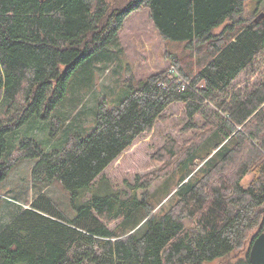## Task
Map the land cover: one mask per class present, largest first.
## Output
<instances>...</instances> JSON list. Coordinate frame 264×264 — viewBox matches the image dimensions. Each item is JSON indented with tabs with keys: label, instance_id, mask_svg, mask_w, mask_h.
I'll list each match as a JSON object with an SVG mask.
<instances>
[{
	"label": "trees",
	"instance_id": "obj_1",
	"mask_svg": "<svg viewBox=\"0 0 264 264\" xmlns=\"http://www.w3.org/2000/svg\"><path fill=\"white\" fill-rule=\"evenodd\" d=\"M260 1L0 0V180L18 160L35 159L34 182L58 181L76 209L68 215L43 191L24 205L11 199L21 206L0 229V264H251L250 248L264 232ZM140 9L163 39L185 43L190 63L170 55L168 68L125 78L128 95L114 106L100 101L95 127L82 134L88 125L73 109L58 114L69 78L110 43L119 45ZM172 66L184 80L169 73ZM244 73L260 76L245 93L236 86ZM175 103L184 104L189 129L210 112L204 132L183 147L170 139L151 157L156 170L115 189L104 171ZM33 116L50 119L53 137L66 129L64 141L45 150L25 138L10 151L7 135ZM175 172L179 181L165 195L174 191V204L155 211L152 185ZM248 173L254 177L245 186ZM250 231L245 257L231 261Z\"/></svg>",
	"mask_w": 264,
	"mask_h": 264
},
{
	"label": "rangeland",
	"instance_id": "obj_2",
	"mask_svg": "<svg viewBox=\"0 0 264 264\" xmlns=\"http://www.w3.org/2000/svg\"><path fill=\"white\" fill-rule=\"evenodd\" d=\"M262 12H264V0H261L259 4V14ZM110 44L107 49L87 59L71 75L67 94L58 106V114L61 108L73 109V117H77L78 121L88 125L87 131H80L82 134L90 133L95 127L96 112L100 101L104 99L110 106H114L128 95V87L124 84L125 78L129 79L132 75L137 81L147 77L151 72L168 68L170 55L182 57L181 61L184 64L190 63V53L185 51V43L163 39L155 29L148 9L134 12L119 32V45ZM170 72H175L179 80H184L183 75L175 66L171 67ZM259 79V75L244 73L236 82V86L245 93L253 89ZM4 113L3 105L0 107V117ZM56 113L57 111L54 112ZM208 114V116H197V127L189 129L184 104H172L166 110L163 119L157 121L151 131L141 134L131 147L108 166L104 174L115 189L126 191L127 182H132L136 175H145L158 168L159 164L151 160V157L170 139H174L183 147L191 143L198 134L203 133L206 125L205 118L212 119V114L210 112ZM51 125L50 119L33 116L19 129L7 135L10 151L16 153L21 141L25 138L35 139L45 150L59 147L58 145L64 141L66 129L53 137ZM35 162V159L18 160L6 177L0 180V229L8 222L12 213L21 206L11 199H18L24 205L40 196L41 191L47 198L54 200L68 215L76 213V209L71 205V194L63 188L61 183L58 181L49 184L34 182L32 167ZM179 175V172H175L152 185L155 211L167 210L170 204H174L176 197H171L174 191L167 197L165 195L168 189L171 190L177 185ZM253 177L254 173H248L242 183L247 186ZM25 207L28 205L26 204ZM263 213L264 211H261L260 219ZM23 221L24 217L11 230H17ZM189 225L190 222L187 227ZM252 233L250 231L243 246L230 255L231 261L245 257ZM220 261L217 260L214 263L219 264Z\"/></svg>",
	"mask_w": 264,
	"mask_h": 264
},
{
	"label": "water",
	"instance_id": "obj_3",
	"mask_svg": "<svg viewBox=\"0 0 264 264\" xmlns=\"http://www.w3.org/2000/svg\"><path fill=\"white\" fill-rule=\"evenodd\" d=\"M264 18V12L260 13L255 21H260ZM1 175V172H0ZM185 225L189 224V220H183ZM249 260L251 264H264V232L260 233L254 240L249 253Z\"/></svg>",
	"mask_w": 264,
	"mask_h": 264
},
{
	"label": "built area",
	"instance_id": "obj_4",
	"mask_svg": "<svg viewBox=\"0 0 264 264\" xmlns=\"http://www.w3.org/2000/svg\"><path fill=\"white\" fill-rule=\"evenodd\" d=\"M184 88V86H182Z\"/></svg>",
	"mask_w": 264,
	"mask_h": 264
}]
</instances>
